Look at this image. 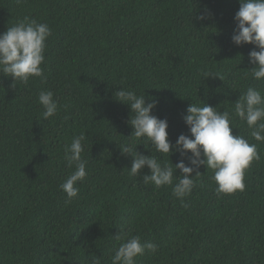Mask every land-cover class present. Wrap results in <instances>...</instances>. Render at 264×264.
I'll return each instance as SVG.
<instances>
[{
    "label": "trees",
    "instance_id": "trees-1",
    "mask_svg": "<svg viewBox=\"0 0 264 264\" xmlns=\"http://www.w3.org/2000/svg\"><path fill=\"white\" fill-rule=\"evenodd\" d=\"M239 7V0H0V33L25 17L52 33L43 77L13 86L0 73V264H111L122 242L116 235L159 245L137 264H264V143L245 122L233 114V135L256 143L261 158L245 171V189L232 194L218 196L201 165L191 194L177 198L179 170L173 185H146L149 169L129 176L132 157L118 147L131 144L173 168L181 159L129 137L119 88L158 101L152 114L167 120L173 144L190 136L183 116L192 102L234 113L249 86L264 94V80L251 76L254 46L231 40ZM45 90L58 102L48 120L38 103ZM81 133L88 175L66 203L60 184L73 169L65 145Z\"/></svg>",
    "mask_w": 264,
    "mask_h": 264
},
{
    "label": "clouds",
    "instance_id": "clouds-1",
    "mask_svg": "<svg viewBox=\"0 0 264 264\" xmlns=\"http://www.w3.org/2000/svg\"><path fill=\"white\" fill-rule=\"evenodd\" d=\"M239 5L234 17L236 27L231 40L236 46H254L248 54L249 63L253 65L251 76L254 80L261 81L264 80V0H239ZM198 19L204 20L205 17L201 15ZM51 34L47 23H38L28 17L0 33V73L11 77L13 86L16 82L27 84L30 78L44 76L42 65L46 59V42ZM206 75L208 77L214 74ZM214 76L223 81L221 76ZM114 97L130 109L128 123L133 132L129 137L145 140L149 146L144 145L145 148L167 154L168 158L173 153H179L181 157L173 168L171 161V164L162 163L157 156L134 151L131 144H120L118 147L121 155L132 157L129 176H138L146 166L150 174L143 176V182L159 188L173 185L174 174L179 170L180 175L175 176L178 182L174 184L172 194L177 198H184L191 194L195 178L201 175L198 169L203 165L213 173L210 180L215 182L218 196L245 189V171L254 160L258 161L261 157L256 143H250L240 134L233 135V128L236 127L233 126L232 117L234 114L246 123L253 140L264 143V94L259 88L249 86L234 103V113L227 110L221 112L207 103L200 106L192 102L183 116L190 136L181 134L174 144L169 140L167 120L152 114L158 101L146 103L145 92L138 95L135 90L124 88H119ZM38 103L44 109L41 113L44 120L53 117L58 111V102L52 91H41ZM85 139V133H81L74 136L70 144L65 145L64 159L67 166L73 169L60 184L61 191L67 196L66 203H71L78 197L80 189L77 185L88 175V161L82 158ZM185 159L188 160L187 164ZM193 172L196 173L194 176ZM116 239L122 242L114 249L111 264H137V258L146 251L150 255H156L159 249L157 243H141L138 235L126 238L116 235ZM92 264H101L100 258L93 259Z\"/></svg>",
    "mask_w": 264,
    "mask_h": 264
}]
</instances>
